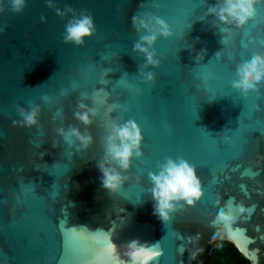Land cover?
I'll use <instances>...</instances> for the list:
<instances>
[{
  "label": "water",
  "instance_id": "obj_1",
  "mask_svg": "<svg viewBox=\"0 0 264 264\" xmlns=\"http://www.w3.org/2000/svg\"><path fill=\"white\" fill-rule=\"evenodd\" d=\"M221 6L25 0L16 11L13 0H0V264H88L87 251L97 255L107 233L125 264L133 240L160 253L149 264H192L218 241L264 264V82L246 95L231 84L242 56L264 54V0H255L242 27L221 22ZM82 12L95 32L80 45L66 42V25ZM133 15L168 24L170 35L150 49L158 64L134 50L145 33L133 27ZM80 104L96 111L89 126L74 116ZM34 108L36 123H23L20 110ZM130 120L141 129V156L133 154L126 170L106 165L126 177L113 192L97 165L112 124ZM69 127L92 143L82 148L72 137L69 145L60 134ZM167 158L195 167L203 195L193 205L179 202L163 221L153 215L149 173ZM70 236L83 259L64 258Z\"/></svg>",
  "mask_w": 264,
  "mask_h": 264
},
{
  "label": "clouds",
  "instance_id": "obj_2",
  "mask_svg": "<svg viewBox=\"0 0 264 264\" xmlns=\"http://www.w3.org/2000/svg\"><path fill=\"white\" fill-rule=\"evenodd\" d=\"M24 2L25 0H13L14 10L19 11L24 6ZM254 3L255 0H222V6L215 11V15L223 23L242 27L255 14ZM67 11L71 12V7L67 8ZM57 12L59 15H64L59 9ZM131 22L137 32L145 33L140 37V42L134 45V50L144 54L147 64H158L159 61L154 59L155 53L150 49L158 36L170 35L168 24L163 19L150 15H133ZM94 32L92 17L82 12L79 17H73L66 25L64 39L66 42L80 45L85 37L91 36ZM144 78L152 80L153 73H144ZM261 82H264V54L249 52L238 61L231 84L240 90L242 95H246L248 90H256ZM94 99L100 102L98 98ZM78 108L80 110L74 113L75 118L85 126L91 125L93 123L91 117L96 115L95 109L85 104H80ZM38 111V108H34L31 112L21 109L23 123L35 124ZM60 134L69 145L72 143V137L79 141V146L82 148H87L92 143L91 135H82L75 127H69L66 132L60 129ZM142 139L141 129L134 121L112 124L111 134L107 137L105 159L97 165L101 172L99 179L103 187L113 192L119 189L126 177H122L116 167L106 165L114 162L119 169H128L133 154L136 157L141 156ZM158 167V173H149L152 182L149 192L154 201L153 215L168 221L170 213L176 210L179 202L193 205L201 198L202 186L195 167L183 158L176 160L167 158ZM237 210L245 211L242 205H237ZM215 212L221 219H227L222 207H217ZM72 232L75 233L76 230L73 229ZM98 242L102 244V248L89 264H125V261L119 258L117 245L111 241L110 234L107 233L103 240ZM126 254L129 257L127 264H149V261L160 255L159 252L152 250V246L141 244L136 240L126 246Z\"/></svg>",
  "mask_w": 264,
  "mask_h": 264
},
{
  "label": "trees",
  "instance_id": "obj_3",
  "mask_svg": "<svg viewBox=\"0 0 264 264\" xmlns=\"http://www.w3.org/2000/svg\"><path fill=\"white\" fill-rule=\"evenodd\" d=\"M245 262L248 261L231 243L218 241L197 254L192 264H245Z\"/></svg>",
  "mask_w": 264,
  "mask_h": 264
},
{
  "label": "snow or ice",
  "instance_id": "obj_4",
  "mask_svg": "<svg viewBox=\"0 0 264 264\" xmlns=\"http://www.w3.org/2000/svg\"><path fill=\"white\" fill-rule=\"evenodd\" d=\"M260 12H261V14H264V8H261L260 9ZM250 143L251 142H248V141L245 142L246 146L249 145ZM260 149H261V145H257L256 146V151L257 152H261ZM86 255L88 257H90V258L91 257H95L96 256V252L93 249H89L87 251ZM64 258L65 259H83L84 258V256H82V255H80V254L77 253L76 248H75V246H74V244L72 242L71 236L68 237L67 240H65ZM91 261H93V259H89L88 260V264Z\"/></svg>",
  "mask_w": 264,
  "mask_h": 264
}]
</instances>
